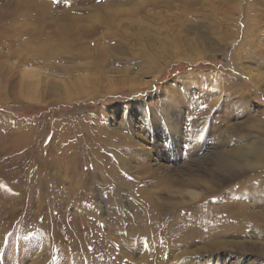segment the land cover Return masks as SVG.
Returning <instances> with one entry per match:
<instances>
[{"label":"rangeland","instance_id":"rangeland-1","mask_svg":"<svg viewBox=\"0 0 264 264\" xmlns=\"http://www.w3.org/2000/svg\"><path fill=\"white\" fill-rule=\"evenodd\" d=\"M6 7L0 264H264V0Z\"/></svg>","mask_w":264,"mask_h":264},{"label":"bare ground","instance_id":"bare-ground-1","mask_svg":"<svg viewBox=\"0 0 264 264\" xmlns=\"http://www.w3.org/2000/svg\"><path fill=\"white\" fill-rule=\"evenodd\" d=\"M40 1V0H39ZM15 5V4H14ZM5 6V5H4ZM32 6V5H31ZM3 7V6H2ZM24 7V6H23ZM23 9V8H22ZM2 9H0V19H1V17L3 16V17H5L6 15H8L9 13H10V11L8 10V7H6L4 10H2ZM36 10H38V9H36ZM8 11V12H7ZM34 11V10H33ZM31 12V11H30ZM29 13V12H28ZM3 24V23H2ZM69 27V26H68ZM198 138V135H196L195 136V139H197ZM194 139V138H193ZM178 146V145H177ZM174 148V147H173ZM202 150V149H201ZM194 151V150H193ZM193 156V155H192ZM192 156H191V158H192ZM202 158V157H201ZM222 158V157H221ZM230 157H226V158H224V159H222V163L220 164H218V167L219 168H222L223 166L225 167V165L226 166H229V165H233V167H239V166H241L242 167V165H244V164H242L241 162H239L238 160V158H230ZM200 159V158H199ZM199 159L197 158H193V160H190V161H193V163H197V161H199ZM237 159V160H236ZM221 160V159H220ZM189 161V160H188ZM201 161V160H200ZM244 162V161H243ZM202 163V162H201ZM224 163V164H223ZM205 165V164H204ZM247 165V164H246ZM67 171H69V172H71L72 171V167H70L71 169H69V165H67ZM226 168V167H225ZM184 169V168H183ZM181 171V170H180ZM178 173V172H177ZM181 174V173H180ZM171 180V179H170ZM74 182V181H73ZM76 184H80V182H79V179H78V181H76ZM206 205V204H205ZM206 207H208L207 205H206ZM200 211L201 213H199L201 216H203V217H201V219L199 218V220H197V222L194 224V226L193 227H191L190 228V230H189V232H190V235L191 236H193V238H195L197 241H201V242H207L208 240H211V239H213V238H216L217 236L219 237V235L216 233V232H214V230L216 229V226H218V224H226V223H224V221H226V220H216V221H214V220H212V219H214V218H212L211 216L212 215H216V218H217V214H220L221 212V210L222 211H225L223 208L222 209H218L219 211H217V210H215V211H213L210 207L209 208H204V206H201V207H199L198 209H197V211ZM216 212V214H214ZM149 213V212H148ZM196 213V212H195ZM224 213V212H223ZM153 214V213H152ZM141 215H142V213H141ZM148 215V214H147ZM150 215V214H149ZM159 215V214H158ZM143 217V216H142ZM154 217H156L157 218V216H154ZM156 218H155V221H156ZM215 218V219H216ZM152 219V218H151ZM196 220V219H195ZM153 221V220H152ZM212 222V224H211V226H215V229L214 230H210L209 231V233H205L204 232V229L208 226V224L209 223H211ZM190 222H188V224H189ZM148 224V223H147ZM187 224V223H186ZM210 225V224H209ZM186 225H184V226H182V227H185ZM224 228V227H223ZM155 244V243H154ZM156 244H158V243H156Z\"/></svg>","mask_w":264,"mask_h":264},{"label":"crops","instance_id":"crops-1","mask_svg":"<svg viewBox=\"0 0 264 264\" xmlns=\"http://www.w3.org/2000/svg\"><path fill=\"white\" fill-rule=\"evenodd\" d=\"M260 97L264 100V93H260Z\"/></svg>","mask_w":264,"mask_h":264}]
</instances>
